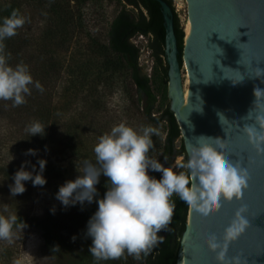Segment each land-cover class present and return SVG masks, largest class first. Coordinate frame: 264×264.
Wrapping results in <instances>:
<instances>
[{
	"label": "rangeland",
	"instance_id": "374dc122",
	"mask_svg": "<svg viewBox=\"0 0 264 264\" xmlns=\"http://www.w3.org/2000/svg\"><path fill=\"white\" fill-rule=\"evenodd\" d=\"M10 4L19 5V14L25 18V24L17 33L26 38L29 55L55 49V57L59 58L62 70L59 78L52 81L50 86L52 102L58 103L57 126L54 133L47 129L46 140L43 143L30 141L25 128L11 122L6 114L0 115V167L8 169L9 174V176L0 174V216L5 218L16 215L26 218L50 216L52 228L60 236L67 238L87 229L88 222L81 218V214L95 205L98 196L107 191L104 185L107 178L103 175L99 177V183L95 186L97 195L90 204L85 201L83 205L76 203L74 206H63L55 198L59 187L67 181H74L80 175L85 160L96 164L94 146L98 143L99 137L110 133L112 127L125 123L139 132L142 127L149 125L144 124L134 108V88L127 74L123 72L113 74L107 81L108 85L99 88L98 94L91 88L92 74L82 83L81 88L79 86L71 88L73 92L72 90L67 94L62 92V85L71 81L73 78L71 71L84 64L88 52L93 47L106 45L108 27L117 12L124 8L132 15H136L138 9L120 0H0V9ZM171 4L178 18L179 27L184 33L188 20L187 2L171 0ZM45 37L54 38L53 44H49L47 48ZM150 41L149 35H136L130 40L138 49V67L141 73L149 78L151 90L156 96L152 116H155L158 122L150 126L157 128L159 135H151L153 147L148 155L155 160L166 134V122L161 115L170 105V94L168 80L163 78L155 65L149 47ZM74 90L78 93L72 98ZM97 95L102 97L100 110L90 106V101ZM67 120L69 122H66ZM178 145L179 139H176L174 146L177 148ZM29 149L34 150L35 155L26 154ZM39 160L46 162L42 172L46 184L42 187L33 186L31 180L24 181L22 183L26 191L12 196L9 186L14 184L15 173L24 165V170L35 176L40 173ZM177 161L184 162L181 157H175L170 167L177 173L184 171L177 166ZM12 231L11 243L0 240V264L63 262L61 257L52 256L43 248L37 230L14 224Z\"/></svg>",
	"mask_w": 264,
	"mask_h": 264
},
{
	"label": "clouds",
	"instance_id": "9594fccd",
	"mask_svg": "<svg viewBox=\"0 0 264 264\" xmlns=\"http://www.w3.org/2000/svg\"><path fill=\"white\" fill-rule=\"evenodd\" d=\"M25 22L18 10H13L0 23V100L13 101V107L26 103L25 96L31 94L29 85L33 84V79L26 65L18 64L15 68L8 65L3 41L17 35V30ZM220 39L224 40L221 36ZM217 62L219 65L220 62ZM262 75L264 70L257 68V77ZM34 86L43 92L39 82H35ZM253 95L256 103L257 98L264 97V90L255 88ZM217 115L221 124L220 118L223 115ZM250 118L251 111L244 119ZM256 124L260 129L258 134L256 128L250 125L244 126V132L249 143L259 153H264L261 147L264 145V116H256ZM44 129L39 122H34L25 131L30 136H42ZM153 134L159 135V130L150 125L142 127L139 132L125 123L112 127L110 133L99 137L94 146L96 164L85 160L80 175L59 187L55 198L63 206H74L76 203L83 205L85 201L90 204L97 195L95 186L99 183V177L103 175L107 178L110 186L106 187L103 199L96 201L97 211L87 224L86 234L92 241L88 251L96 261L118 260L125 253L137 260L142 253L147 255L158 239H162L158 233L167 230L171 224L175 207L171 202L173 194L191 211L206 218L219 210L221 200L225 203L241 201L248 187L247 169L225 158L222 150L224 145L219 138L200 136L196 140L197 146L189 143L187 161H177V166L184 171L177 173L172 167H164L157 160L149 158ZM212 142L216 147L212 146ZM26 154L35 155V152L29 149ZM45 163L43 160L38 161L40 173L35 176L21 165L13 176L14 184L9 186L11 195L26 191L22 183L24 181L31 180L33 186H44L46 180L42 172ZM148 170L161 173V178L157 180L150 177ZM245 212L244 206L235 212L224 230L221 242L217 241L215 235L207 239L208 250L216 254V264H226L229 244L248 228L249 221ZM17 219V215L10 218L0 216V240L12 242V229ZM55 250H59L58 247ZM181 264H185V261L182 260ZM230 264H240V257H233Z\"/></svg>",
	"mask_w": 264,
	"mask_h": 264
},
{
	"label": "water",
	"instance_id": "95a60500",
	"mask_svg": "<svg viewBox=\"0 0 264 264\" xmlns=\"http://www.w3.org/2000/svg\"><path fill=\"white\" fill-rule=\"evenodd\" d=\"M155 1L165 22L169 109L186 156L187 145L197 146L198 137L219 138L225 158L246 168L249 176L241 201L221 200L219 210L206 218L188 208L176 264L182 260L185 264H216V254L208 250L206 241L215 235L221 242L224 230L242 206L246 207L249 226L229 244L226 264L236 256L240 264H264V153L249 143L244 132V126L250 125L258 134L256 116H264V97L255 103L253 95L255 88L264 90V75L257 77V68L264 70V0H186L189 36L183 43L181 68L170 8L161 0ZM183 60L189 79L184 98ZM250 111L251 118L244 119ZM218 113L224 116L220 118L222 125ZM212 146L216 147L214 142Z\"/></svg>",
	"mask_w": 264,
	"mask_h": 264
},
{
	"label": "trees",
	"instance_id": "16d2710c",
	"mask_svg": "<svg viewBox=\"0 0 264 264\" xmlns=\"http://www.w3.org/2000/svg\"><path fill=\"white\" fill-rule=\"evenodd\" d=\"M120 1L137 8V14L132 15L124 8L117 12L109 24L106 45L97 48L93 47L88 52L84 64L77 66L71 71V77L73 78L71 81H67L66 85H62V92L67 94L70 90L73 92L71 88L78 86L81 88L83 86L82 83L92 74L91 88L98 94L100 92L99 88L108 85L107 81L113 74L123 72L127 74L134 88L135 98H133V105L136 112L142 118L144 124L153 125L158 122V119L152 116L155 109L156 96L151 90L149 78L143 75L138 67V49L130 40L136 35L151 36L149 47L152 51L155 65L163 75V78L168 80L166 62L163 66L165 60V22L162 8L159 2L155 0ZM161 1L171 11L177 47V61L181 68L184 33L179 27L178 18L172 7L171 0ZM19 8L20 6L17 4H10L0 9V23L3 22L5 17H9L13 10H18L19 12ZM45 39L44 41L47 42L45 44L46 48L49 44H53V37H45ZM3 44L5 45L4 54L7 57L8 65L13 68L18 64L26 65L33 79V84L29 85L31 94L25 96L26 103L20 106L13 107V101L11 100H0V115L6 114V117L11 122H15L21 126L20 128L25 129L34 122H39L45 127L42 136H30V133L26 131L25 133L30 141L36 143L41 141L43 143L46 140L47 129H50V133H54L57 126L58 103L52 102L50 86L52 81L59 78L62 64L59 58L55 57V49L29 55L27 40L18 33L11 38H6ZM35 82L40 83L43 87V92L35 88ZM74 92L72 98H75L78 93L76 90ZM90 103L91 108L100 110L102 97L97 95ZM68 104L70 105L71 103ZM161 116L166 122V134L163 143L159 147L158 157L155 160L164 167H170L175 157H181L186 162L187 156L180 136V130L169 106L164 109ZM66 122L69 121L67 120ZM176 139H179L177 148L174 146ZM0 174L9 176L8 169L0 167ZM148 175L157 180L162 176L161 173L152 170H148ZM107 183L106 179L104 181L105 187L110 186ZM104 194H100L97 200L103 199ZM171 202L175 205L171 224L167 230L158 233V237L162 239H158L157 244L147 255L142 253L139 260L125 253L118 260L96 261L88 251L92 241L86 234L87 229L79 234H72L67 238L62 237L52 228L53 222L50 216L43 218L18 217L15 225L23 226L24 224L26 228L37 230L40 233L43 248L52 256L61 257L63 260L61 264H176L180 250V240L186 228L188 207L177 195L171 197ZM97 208L98 205L96 203L82 213L81 218L88 222L97 211ZM73 237H75V240H73ZM57 247L59 250H55Z\"/></svg>",
	"mask_w": 264,
	"mask_h": 264
},
{
	"label": "bare ground",
	"instance_id": "6f19581e",
	"mask_svg": "<svg viewBox=\"0 0 264 264\" xmlns=\"http://www.w3.org/2000/svg\"><path fill=\"white\" fill-rule=\"evenodd\" d=\"M187 2V1H186ZM188 30H189V20H187V23H186V25H185V27H184V39H183V43H185L186 41H187V39H188V36H189V34H188ZM183 62H184V71H185V74H184V85H183V89H182V94H183V98H184V96H185V94H186V92H187V90H188V85H189V79H188V73H187V70H186V64H185V61L183 60ZM187 231L189 232V226H188V228H187ZM187 232V233H188Z\"/></svg>",
	"mask_w": 264,
	"mask_h": 264
}]
</instances>
